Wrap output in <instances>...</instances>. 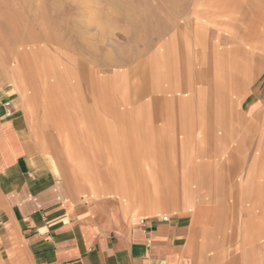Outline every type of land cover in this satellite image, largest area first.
Here are the masks:
<instances>
[{"label": "rangeland", "instance_id": "rangeland-1", "mask_svg": "<svg viewBox=\"0 0 264 264\" xmlns=\"http://www.w3.org/2000/svg\"><path fill=\"white\" fill-rule=\"evenodd\" d=\"M260 3L264 1L0 0V107L11 102L12 110L22 115L23 103L38 138L51 145L61 162L66 149L73 160L72 145L81 136H68L73 135L72 125L81 126V121L90 126L92 120L102 118L103 126L135 132L139 138V133L149 129H167L165 119L170 117L165 113L238 110L239 89L236 85L234 95L227 91L231 68L224 64L227 59L242 60L239 52L233 56L229 50L241 48L248 29L263 21ZM256 33L251 31L253 36ZM212 60H216L215 67ZM240 71L236 67L235 76ZM171 118L175 123L177 117ZM234 120L239 130L222 148H195L194 141L191 148L182 142L180 155L177 148L167 149L173 157L155 148L152 156L156 158L142 167L151 176L148 198L154 197L156 205H173L180 202L183 191L191 215L195 206L204 210L206 229L224 219L225 225L232 226L233 234L218 237L233 243L229 260L241 263L238 254L249 249L250 264H264V134L258 130L264 117L251 116L249 133L244 132L242 117L236 115ZM151 122L158 126L150 127ZM178 129H173L176 134ZM199 149L203 150L200 157L195 155ZM123 151L146 160L144 148ZM195 159L208 165L201 168V175L208 172L214 183H208L214 189L203 196L198 192L206 185L202 187V176L195 177ZM179 161L182 174L176 180L173 171ZM246 171L247 180L240 181ZM216 180L223 192L215 190ZM140 184L142 198L147 192L140 191ZM200 228L189 245L186 264H202ZM243 230L251 232L239 245ZM221 246L218 252L224 253Z\"/></svg>", "mask_w": 264, "mask_h": 264}, {"label": "crops", "instance_id": "crops-1", "mask_svg": "<svg viewBox=\"0 0 264 264\" xmlns=\"http://www.w3.org/2000/svg\"><path fill=\"white\" fill-rule=\"evenodd\" d=\"M259 14L263 21L248 29L241 48L229 50L233 56L235 51L239 52L242 60L227 59L224 64L231 68L227 71V91L234 95L236 85L239 89L235 96L240 103L238 110L165 113L170 117L165 119L167 129H149L139 133V138L135 132L122 133L116 127L103 126L102 118L92 120L90 126L81 121V126L72 125L73 135L68 136L75 138V133L81 136L80 144L74 140L72 145L76 151L73 160L66 149L61 153L65 158L61 162L51 145L42 137L38 138L30 112L23 111V103L22 115L12 110L11 102L9 106H1L0 264H186L197 227H201L199 257L202 264H223L224 261L235 264L234 260H229L232 241L218 239L219 234L228 237L230 231L235 232L229 223L224 224L227 219L216 221L211 230L206 229L202 219L204 210L195 206L191 215L186 209L190 201L183 191L179 192L180 202L156 205L154 197L148 198L150 173L142 167L156 158L152 156V152L155 156V148L164 153L168 148H177L179 155L182 142L191 148L193 141L195 148H222L224 141L234 140L235 131L239 130L234 116L242 117L245 133L253 130L251 116L264 117V3L259 5ZM253 30L257 35H251ZM212 61L215 67L216 60ZM236 67L242 70L239 76H235ZM171 116L177 117L175 123ZM149 126L158 124L151 122ZM173 129H178V134ZM258 130L264 134V123ZM206 141L209 145L204 143ZM136 147L145 149L144 162L123 151ZM202 153V149L199 153L195 151L198 157ZM171 157L166 160L170 162ZM195 163L198 164L195 177L202 176V187L206 185L198 192L203 196L213 188H209L208 183H214L207 176L208 172L201 175V168L206 169L208 165L204 167L197 159ZM175 164L173 172L178 180L182 174L181 161ZM247 176L246 171L239 180L245 181ZM139 181L140 191L147 192L142 198ZM215 183V190L223 192L221 182L216 180ZM231 208L230 205L229 212ZM250 232H241L239 245L245 243ZM219 246L224 253L218 252ZM238 255L243 258L239 264H250L249 249Z\"/></svg>", "mask_w": 264, "mask_h": 264}, {"label": "bare ground", "instance_id": "bare-ground-1", "mask_svg": "<svg viewBox=\"0 0 264 264\" xmlns=\"http://www.w3.org/2000/svg\"><path fill=\"white\" fill-rule=\"evenodd\" d=\"M29 97V96H28ZM185 199V198H184ZM190 204V203H189ZM241 259H243V258H241Z\"/></svg>", "mask_w": 264, "mask_h": 264}]
</instances>
